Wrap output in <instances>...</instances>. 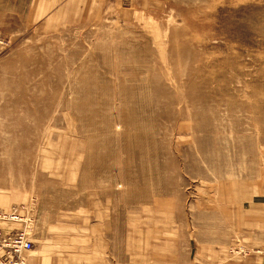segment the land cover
Listing matches in <instances>:
<instances>
[{
	"label": "rangeland",
	"instance_id": "rangeland-1",
	"mask_svg": "<svg viewBox=\"0 0 264 264\" xmlns=\"http://www.w3.org/2000/svg\"><path fill=\"white\" fill-rule=\"evenodd\" d=\"M13 208L28 264H264V0H0Z\"/></svg>",
	"mask_w": 264,
	"mask_h": 264
},
{
	"label": "built area",
	"instance_id": "built-area-1",
	"mask_svg": "<svg viewBox=\"0 0 264 264\" xmlns=\"http://www.w3.org/2000/svg\"><path fill=\"white\" fill-rule=\"evenodd\" d=\"M17 208L9 211L0 209V264H28V252L32 250L33 246L28 231L24 229L5 232L2 227V223L23 220L20 210L26 212V209L19 208V210Z\"/></svg>",
	"mask_w": 264,
	"mask_h": 264
},
{
	"label": "bare ground",
	"instance_id": "bare-ground-1",
	"mask_svg": "<svg viewBox=\"0 0 264 264\" xmlns=\"http://www.w3.org/2000/svg\"><path fill=\"white\" fill-rule=\"evenodd\" d=\"M2 225H3V223H2ZM30 251H31V250H30ZM30 251H29V252H30ZM29 252H28V253H29Z\"/></svg>",
	"mask_w": 264,
	"mask_h": 264
}]
</instances>
